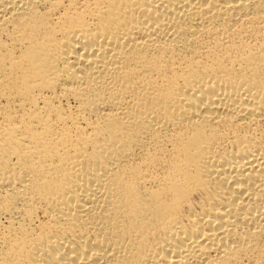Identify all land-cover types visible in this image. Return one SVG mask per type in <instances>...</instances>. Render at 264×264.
I'll return each mask as SVG.
<instances>
[{"label": "bare ground", "instance_id": "6f19581e", "mask_svg": "<svg viewBox=\"0 0 264 264\" xmlns=\"http://www.w3.org/2000/svg\"><path fill=\"white\" fill-rule=\"evenodd\" d=\"M0 264H264V0H0Z\"/></svg>", "mask_w": 264, "mask_h": 264}]
</instances>
